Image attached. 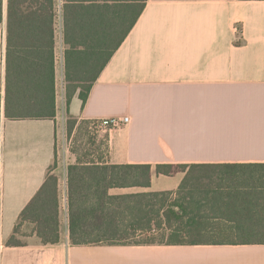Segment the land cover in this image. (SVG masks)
I'll return each mask as SVG.
<instances>
[{
  "label": "crops",
  "instance_id": "0c3cea01",
  "mask_svg": "<svg viewBox=\"0 0 264 264\" xmlns=\"http://www.w3.org/2000/svg\"><path fill=\"white\" fill-rule=\"evenodd\" d=\"M6 52L5 16L0 22V264H264V244H72L66 170L60 180L61 241L44 244L34 224L25 222L18 236L22 244H8L56 161L59 115L6 116ZM58 65L57 78L61 73L64 81L62 57ZM63 110L80 121L129 117L109 132L111 163L264 166V0H148L86 103L78 92ZM185 175L154 173L143 191H158L160 178L176 190ZM232 219L211 222L235 225ZM240 222L264 225V201Z\"/></svg>",
  "mask_w": 264,
  "mask_h": 264
},
{
  "label": "trees",
  "instance_id": "16d2710c",
  "mask_svg": "<svg viewBox=\"0 0 264 264\" xmlns=\"http://www.w3.org/2000/svg\"><path fill=\"white\" fill-rule=\"evenodd\" d=\"M147 1L0 0V22L5 16L7 21L6 116L56 119L61 57L66 104L78 92L85 104ZM70 118L73 127L79 120ZM107 136L97 142L92 133L94 149L67 167L72 244H264V225L240 222L263 205V165L111 163ZM177 167L186 175L175 192L179 197L169 202L171 191L111 192L148 188L154 173L173 175ZM52 169L23 209L8 244H22L18 236L25 222L34 224L44 244L61 241L60 179ZM232 218L235 225L211 222Z\"/></svg>",
  "mask_w": 264,
  "mask_h": 264
},
{
  "label": "rangeland",
  "instance_id": "374dc122",
  "mask_svg": "<svg viewBox=\"0 0 264 264\" xmlns=\"http://www.w3.org/2000/svg\"><path fill=\"white\" fill-rule=\"evenodd\" d=\"M59 67V65H58ZM65 83L63 81L62 75L60 73L59 79H58V137H57V155H56V161L54 163V169H52V172L57 174L61 180L63 181L64 176V170H66V176H67V169L65 166H69L72 163H76L77 159L80 157L83 159L84 154H86L88 151H92L94 149L95 145L91 138L92 133L97 135V142L103 141L104 139H107V135H109V131L107 133L104 132H97L96 129L91 128V122L84 123L83 121H78L76 124L72 123L71 118L67 115H63V106L66 103L65 99ZM92 132V133H91ZM96 140V139H95ZM92 142V143H91ZM117 143V141H116ZM94 158V157H89ZM66 168V169H65ZM177 171V168L172 169V171ZM186 173L184 169L180 168L175 174H181ZM173 174V175H175ZM164 175V174H159ZM166 176H172V175H166ZM166 178H160L158 184L156 185V189L158 191H167V192H173L171 196H168V202L169 200H173L176 197H179V194H176V190H170L168 187H170L171 184H168ZM144 188H128V189H114L111 192L113 193H122V192H138L143 191ZM62 206L64 208V199H62ZM64 213V211H63ZM62 220V228L64 230L65 228V221L64 216L62 214L61 216ZM209 238V237H208Z\"/></svg>",
  "mask_w": 264,
  "mask_h": 264
},
{
  "label": "built area",
  "instance_id": "2783aa9c",
  "mask_svg": "<svg viewBox=\"0 0 264 264\" xmlns=\"http://www.w3.org/2000/svg\"><path fill=\"white\" fill-rule=\"evenodd\" d=\"M129 117L127 116H113V117H104L100 119H93L91 121V128L96 129L97 132L107 133L115 128L122 127L125 123H127Z\"/></svg>",
  "mask_w": 264,
  "mask_h": 264
}]
</instances>
